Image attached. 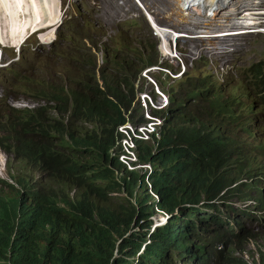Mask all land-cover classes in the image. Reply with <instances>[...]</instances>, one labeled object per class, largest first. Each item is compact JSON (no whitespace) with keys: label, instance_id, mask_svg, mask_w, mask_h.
<instances>
[{"label":"trees","instance_id":"obj_1","mask_svg":"<svg viewBox=\"0 0 264 264\" xmlns=\"http://www.w3.org/2000/svg\"><path fill=\"white\" fill-rule=\"evenodd\" d=\"M154 58L155 54L148 56L146 64L151 65ZM244 70L245 87L264 106L263 60ZM86 80V71L80 70L70 73L68 84L75 85L70 90L56 89L55 84L47 86L44 97L69 112V119L56 124L53 132L38 123L41 143L32 138L35 129L30 123L34 119L31 114L25 112L20 117V123L27 121L20 128L0 125L4 133L0 138L14 139L17 155L40 159L47 172L43 179L35 180L30 172L16 170L13 178L25 193L22 198L20 192L11 196L0 189V264H172L176 258L189 264H208L217 240L205 231L203 223L217 221L218 216L205 213L198 223L191 222L201 239L191 246V233L177 216L158 226L149 237L150 221L142 222L148 218L153 203L171 212L179 203L201 201L206 171L213 173L209 178L211 186L224 183L226 153L220 146L240 151L238 142L228 131L218 128L206 133L195 128L185 133L175 128L172 132L162 129L163 137L155 150L149 142L136 141L140 161L154 164L152 186L159 199L150 204L151 196L140 191L144 189L143 182L136 190L144 175L131 171L127 178L118 176L116 172H121L123 166L110 152L119 137L116 127L125 121L124 111L134 96L132 80H114L117 85H106L105 90L97 84L82 85ZM111 92L116 101L107 98ZM181 96L168 108L170 113L176 109L181 114L185 112L186 101ZM236 97L234 93L230 95L233 101ZM170 99L174 101L173 96ZM224 103L212 105L216 116L221 112L231 114ZM198 116L191 114L190 121L201 123L205 129L211 120L202 122ZM64 133L70 142L66 143L63 161L54 159L58 166L52 167L54 142L62 144ZM4 148L10 150L8 146ZM0 185L13 188L5 181ZM122 188L125 195L117 197ZM136 227H140L138 231ZM224 252L229 257L222 253L221 262L228 258L231 261L230 249L225 247Z\"/></svg>","mask_w":264,"mask_h":264},{"label":"clouds","instance_id":"obj_2","mask_svg":"<svg viewBox=\"0 0 264 264\" xmlns=\"http://www.w3.org/2000/svg\"><path fill=\"white\" fill-rule=\"evenodd\" d=\"M133 2L143 9V4L140 0H133ZM58 6L60 10V18H58L54 25L49 28L53 30L52 37L50 38L42 39L40 37V33L48 30V28H46L48 25H44V22L41 23V19L32 25L33 21L31 16V23L20 32H10L8 28L11 37H18L21 32H24L23 38L19 43L13 45V47L18 45V47H15L16 53H18L19 48L35 34H38L40 39L43 40V44H47L49 47L41 54L33 53L31 59H29V57L27 58L26 53L23 52V61L19 65L17 64L20 59L16 54H13L6 62L3 60L0 65V84L2 85L3 90L2 97H0V125H4L10 129L20 128L27 122L20 123V117L24 116L25 112L26 114H31V119H34L30 123L34 125L35 129L32 138L38 143L43 141L42 133L39 132L40 127L38 126V123H41L44 128L46 127V129L52 131L56 124L61 121L67 123L69 119V112L63 111L56 105L55 101H48L44 97V91L48 89V85L55 84L56 89L63 87L64 91L70 90L75 87V85L70 86L68 84L70 73L80 70L86 71L88 76V80L81 82L82 85L97 84L103 90H105L106 85H110L111 88L112 86L117 85L114 83V80L123 77L130 78L133 86L135 82V78L133 77L136 73L135 71L130 74L131 76L121 75L119 73H116L117 76H114V72H112L110 67L107 66L109 65L108 57H104L103 65L98 64L97 56L92 52L91 45L86 41V38L89 39L91 43H94L96 48L100 39H95V33L99 34L101 38L103 30L101 28L98 29L96 27L98 24L89 16L87 18L78 19L82 25L78 22L75 25H71L70 29L62 30V32H59L56 36L54 34L56 28L63 24L65 20V10L62 11L61 9V0H58ZM258 6L264 7V4H257L253 7L245 8H242V6L239 5V12L236 17L238 28L236 31H230V35L262 33L254 32L253 28L256 27L257 24L255 23L253 13H249ZM227 11L230 12L231 10ZM80 14L84 15L85 13ZM262 14H264V11ZM40 17L45 19L46 14L40 13ZM245 28L252 30L245 31ZM157 35L160 37L158 32ZM179 36H185V34L177 32V35L170 37L169 50L160 49L161 55L166 58L176 57L175 54L174 56H171V52L173 47L174 52L176 53L177 43L175 38ZM160 39L161 47L162 38ZM32 46L34 50L39 49V46L36 47V45L33 44ZM0 47L5 48L3 42H0ZM2 54L3 52L1 51L0 62L2 60ZM152 54H155V58L151 65H148L146 63L148 61V56L150 55L145 56L141 48L137 49L136 52V56L141 60L139 71L143 76L142 79H145L148 75L151 76V78H148L156 88L157 94L154 93V96L151 97V95L146 93L145 90L140 89V102L136 100L137 107H135V109L140 111V115H134L131 118H128V114L132 107L131 104L136 95L133 88L134 96L131 100L130 106L124 111L125 121L116 127L119 137L115 139L114 146L110 149L111 154L115 155L123 166L122 171L116 172V174L127 178L131 171L139 173L138 170H143L142 173H139L140 175H144L143 181H139L140 184L138 183L136 190L138 188L140 189L139 186L142 185V182V187L146 184H150V181H152L151 174L154 171V164L151 161H140L136 141L140 140L147 143L149 142L153 146V150H155L158 141L163 137L162 129L165 131L169 128L172 132V129L175 128L177 131L185 133L188 130L190 131L191 128H195L197 130L201 129L206 133L218 128L229 132V136L238 142L240 151H234L229 147L220 146L226 153V163L223 165V169L227 171L226 180L220 185L211 186L209 178L213 173L208 171L204 172L205 175L203 176V179H205L206 183L204 184V190L202 192L203 199L201 201H185L179 203L173 211L169 212L157 207L156 203H153L152 201H158L159 198L158 196H152L150 198L151 201H149L150 199L148 201L150 204L151 202L153 203L152 207L155 205L154 210H150L148 218L142 222L146 223L147 221H150L147 229V237H149V234L158 226L166 225L170 220H174V217L177 216L180 219V223L186 225L188 234L189 232L191 233L188 237L193 238L192 243H189L191 246L201 240L200 238H197L198 234L194 230L191 222L198 223L204 217L205 213L213 214L218 216L219 220L203 223L205 231L212 234L217 240V244L213 249L214 253L210 256L208 264H264V106L259 103L258 96L251 94L248 91V88L245 87L246 78L244 77V72H240L238 77H236V87L239 90L237 91L238 94L243 92L245 95L240 97L238 94L236 95L234 93L237 96L235 101L230 98V95H225L223 89L218 88L219 85L217 87L210 86L209 76L200 77L199 79L189 77L187 79L188 84L181 86L179 94L183 95L184 93L182 90H184L190 101H195V99L200 100L201 98L208 99L210 101L208 105L209 107L207 108L208 112H212V105L221 101L223 103L227 101L228 104L224 103V105L231 109V114L220 111L221 114L217 116L215 115L214 120L206 123V128L204 129L201 123L190 121L191 114H193L191 111L184 109L185 112L183 114L179 112V109H176V112L174 113L168 111V108L172 105V100L170 99L172 93H169L170 96L168 97L164 92L159 91L158 86L161 90H164L165 86L161 79L156 77L154 80L153 77L155 74L153 71L159 69V71L167 75L168 79H171L168 73L173 71L177 74L179 69H173L172 66L166 62L159 63L158 59L160 58V54L158 51H153ZM182 54L183 53H180V55ZM111 61L121 68L125 67L128 62L126 59L118 61L115 57L112 58ZM143 64L145 65L142 66ZM64 71H68V75H63L62 73ZM184 72L185 69H183L179 75H182ZM54 79H57L60 83H54ZM61 79L64 81L61 82ZM100 80L102 82H100ZM199 85L206 86L209 89L216 91H206L205 94H209L212 97H204V95H201L197 89ZM112 93L113 92L108 94L107 98L116 101ZM190 93H193V96H190ZM15 99H24L28 101H32L33 99H35V101L41 100L43 101V104L36 106L34 104L27 105V103H23L22 107H16L15 105L10 104L12 100ZM236 107H238V109H236ZM197 114L199 115L198 120L206 122V120L201 119L202 117L199 111L195 113V115ZM81 124L88 128H93L92 124L83 122ZM121 126L126 127L128 130L136 126H145L146 128H149L150 126L155 127V129L149 133V138H132V141L135 144L134 150L137 157V160L133 163L135 165H140L133 169H128L119 160L120 145L125 135L120 129ZM0 134L3 135L4 133L0 132ZM63 139L62 144H60L59 140H55L54 142L53 146L55 150L52 153L50 160V163L52 164L50 166L52 167L58 166L54 163V159L63 161L65 148L67 146L66 143L70 142V138L64 133ZM13 144L14 139L12 138H0V149L4 152L3 154L7 155V173L9 177L8 179L0 177V181H5L13 186V188H11L0 185V189H5L11 196L20 192L22 193V198L25 193L20 190L19 185L13 178V176L16 175V170L30 172L35 180L43 179L47 172L44 170L40 159H22L18 156L14 151ZM4 146H8L10 150H6ZM4 165L5 160L2 155L0 156V174ZM158 167L159 166H157V168ZM186 182L189 181L186 180ZM140 191L142 190L140 189ZM147 194L150 195L148 192ZM210 195H214V197L204 200L205 197ZM237 199H243L244 201L240 203ZM206 204L214 205L216 208L207 207L205 206ZM153 216L158 217L157 223L154 225L152 224L151 219ZM192 233H194L193 236ZM210 240L212 239L210 238ZM258 241H262V245L258 246L256 255H254L253 251L248 250V246L250 243L255 244ZM225 247L230 249L231 261L228 258V260L223 263L219 257L222 253H225ZM226 255L228 256V254ZM172 264L189 263L183 258H176Z\"/></svg>","mask_w":264,"mask_h":264},{"label":"rangeland","instance_id":"obj_3","mask_svg":"<svg viewBox=\"0 0 264 264\" xmlns=\"http://www.w3.org/2000/svg\"><path fill=\"white\" fill-rule=\"evenodd\" d=\"M140 2L143 4L145 10L136 5L133 0H61V9L62 11L65 10V20L63 24L56 28L54 33L57 36L62 30L70 29L71 25L77 24L79 22L78 19L87 18L88 16L98 24L96 27L98 29L101 28L103 32L101 38L99 34L94 32L95 39H100L96 48L94 43H91L89 39L86 38V41L91 45L92 52L97 56L98 64L103 65L104 57H108L109 65L107 66L114 72V76H117L116 73L131 76L130 74L134 73V71L136 72L133 75L135 78L133 88L136 95L131 104L132 107L128 114V118L134 115H140V111L135 109V107H137L136 100L140 102L139 92L141 90H145L151 97L154 96V93L157 94L156 88L149 81L151 76L148 75L149 78L146 77L142 79L143 76L139 71L141 60L136 56L137 49L139 48L143 50L145 56L151 55L153 51H158L160 54V58L158 59L159 63L166 62L170 64L173 69H179L177 74L173 71L168 73L171 79H168L167 75L163 74L159 69L153 71L155 74L153 77L154 80L156 77L161 79L165 86L164 90H161L158 86L159 91L164 92L168 97L170 96L169 93H172L174 101H172L171 104L176 102L179 97V89L181 86L188 84L187 79L189 77L199 79L200 77L209 76L210 86L217 87L219 85L218 88L223 89L225 95H231L232 90H238L236 87V77H238L240 72L245 73V67L257 63L260 60H263L264 66L263 33L232 35L229 33L230 31H236L238 28L237 19L235 20V18L239 12V5L242 6V8L253 7L257 4L263 5L264 0H226L225 6H227V8L230 7L233 11L228 12L227 9H222L223 12H221L223 15L219 17L215 15L213 18L206 21L208 23H204V10L197 7H191V15H189L187 19H180L177 14H174L172 9L176 3L175 0H140ZM12 6H16L15 0H0V34L8 39V41L3 42L5 48L0 47V52H3L0 65L3 60L6 62L13 54L19 56L20 61L17 64L19 65L23 61V52L26 53L27 58L29 57V59H31L33 53L41 54L49 47L47 44H43L42 39H47L49 34V31H44L40 33L42 39H40L38 34H35L19 48L18 53L15 52V47H18V45L13 47L11 42L16 37L10 36V32L13 31L12 23L9 20L13 14ZM80 13L85 14L81 15ZM151 19L155 21L158 26L170 30L172 36L177 35V32L185 34V36L175 38L177 50L175 53L174 49H172L171 56L175 54L176 57L166 58L161 55V39L157 35V31L152 22H150L152 21ZM15 23L20 27L17 20H15ZM24 24L25 23H22V26L25 29L26 27ZM231 27L233 29H230ZM8 28L10 32H8ZM14 32L17 33L16 28H14ZM217 33L218 35H216ZM219 33H226V35H220ZM163 39H165V36H163ZM32 44L36 45V47L39 46V49L34 50ZM180 53L183 54L180 55ZM114 57L118 61L126 59L128 62L125 67L121 68L111 61ZM183 69H185V72L179 75ZM68 73V71H64L62 74L68 75ZM63 81L64 80L61 79V82ZM53 82L56 84L60 83L57 79H54ZM100 82L102 81L100 80ZM197 89L201 95L209 98L212 96L205 94L206 91H216L203 85H199ZM182 92L184 94L181 97L186 101L185 107L187 110L191 111L193 114L199 111L202 120H214L215 114L207 110L210 102L208 99L201 98L200 100L190 101L185 91L182 90ZM233 93L236 95L238 94L237 91ZM2 94L3 90L0 84V97H2ZM189 101L191 103H189ZM23 103L38 106L43 104V101H35V99L32 101L15 99L12 100L10 104L16 107H22ZM236 109H238V107H236ZM218 121L221 123L219 119ZM3 153L4 152L0 149V156L3 155L5 160V165L3 166L0 177L8 179L7 155ZM138 171L139 173L143 172V170ZM138 183L140 184V182ZM151 185L152 181H150V184H146L142 191L150 193L151 197L158 196ZM117 195V197L122 198L125 195L124 189L122 188ZM149 201H151V199ZM237 201L242 203L244 200L237 199ZM154 207L155 205L151 210H154ZM151 219L154 225L157 223L158 217L153 216ZM139 228L140 227H136V231H138ZM259 245H262V241H258L255 244L250 243L248 250L253 251L254 255H256Z\"/></svg>","mask_w":264,"mask_h":264},{"label":"bare ground","instance_id":"obj_4","mask_svg":"<svg viewBox=\"0 0 264 264\" xmlns=\"http://www.w3.org/2000/svg\"><path fill=\"white\" fill-rule=\"evenodd\" d=\"M15 2H16V7L12 6L13 14H12V17L9 19L10 22L12 23L13 31H14V28H16L17 32H20L21 30H23L24 28L22 26V23H25L24 26L27 27L31 23V19H30V16H31L32 21H33L32 25L35 24L39 19H41L40 20L41 23L44 22L45 23L44 25H48L46 27L48 28L47 31H49L48 38L52 37L53 30L49 28L54 25V23L58 20V18H60L58 0H15ZM175 2L176 3L174 4L172 9L174 11V14H177L180 19H187L189 15H191L190 14V11L192 9L191 7H197V8H200L201 10H204L205 12L203 16L205 18L204 23H208L206 21L208 19L213 18L215 15L218 17L222 16L223 15L222 9L231 10L230 7L227 8V6H225L226 0H175ZM143 9H144V6H143ZM40 13H45L46 18L43 19V17H40ZM15 20L18 21L20 27L18 26V24L15 23ZM151 22L153 26L155 27V30L159 33L160 38H162L161 49L163 48L167 50L170 46L169 40H170V37H172V32H170V30L168 29H165L164 27L158 26V24H156V22L153 20ZM154 24L157 26V28ZM230 29H233V28L231 27ZM23 35H24V32H21L18 35V37H16L11 43L13 45L19 43V41L23 38ZM216 35H218V33ZM220 35H223V34H220ZM163 36H165V39H163ZM6 41H8V39H6V37L0 34V42L2 43Z\"/></svg>","mask_w":264,"mask_h":264},{"label":"built area","instance_id":"obj_5","mask_svg":"<svg viewBox=\"0 0 264 264\" xmlns=\"http://www.w3.org/2000/svg\"><path fill=\"white\" fill-rule=\"evenodd\" d=\"M263 6H258L249 13H253L256 27L253 28L254 32H262L264 34V14ZM252 29L245 28V31H250ZM121 131L125 134L122 143L120 145L119 160L128 168L133 169L140 166L139 164H134L133 162L137 160L136 152L134 150L135 144L132 141V138H149L150 134L155 127L150 126L146 128L145 126H136L128 130L126 127L121 126Z\"/></svg>","mask_w":264,"mask_h":264}]
</instances>
